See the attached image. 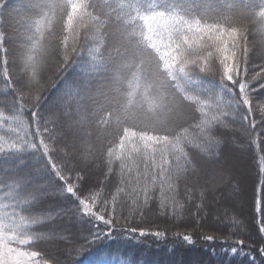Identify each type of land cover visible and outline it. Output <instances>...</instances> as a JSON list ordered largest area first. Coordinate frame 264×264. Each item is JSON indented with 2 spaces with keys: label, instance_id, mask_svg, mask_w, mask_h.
I'll return each instance as SVG.
<instances>
[{
  "label": "snow or ice",
  "instance_id": "6c2138e0",
  "mask_svg": "<svg viewBox=\"0 0 264 264\" xmlns=\"http://www.w3.org/2000/svg\"><path fill=\"white\" fill-rule=\"evenodd\" d=\"M23 10L6 31L22 9L0 0V264H62L35 250L45 241L72 245L73 264H264V103L262 119L252 115L264 65L249 74L245 27L258 25L264 52V0H27ZM59 115L70 139L49 127ZM237 117L251 173L226 135ZM94 128L116 136L99 162ZM154 207L191 216L203 244L176 232L180 243L153 250L143 238L166 232L139 224ZM218 207L222 238L203 232ZM83 222L91 228L76 240Z\"/></svg>",
  "mask_w": 264,
  "mask_h": 264
},
{
  "label": "trees",
  "instance_id": "16d2710c",
  "mask_svg": "<svg viewBox=\"0 0 264 264\" xmlns=\"http://www.w3.org/2000/svg\"><path fill=\"white\" fill-rule=\"evenodd\" d=\"M27 0H12V4L16 8L22 9V11L19 13V16H14L11 21L6 22V31H12L13 27H19L20 23V17L24 15L23 6L26 4ZM252 31H256L258 29V25H254L251 23ZM81 44L83 45V40L81 41ZM248 47L250 49L249 52V74L251 75L253 72L259 71V65H257V62L255 61V58L258 57L261 59V61L264 64V59H262V56H264V52L261 50V46L258 48H254V46L249 45ZM260 48V49H259ZM256 49V50H255ZM254 59H253V58ZM59 57H55L54 60H49L48 70L43 73L42 76V83H43V90L45 92H48L51 82L56 79L58 72L55 70V65L59 63ZM10 74L14 77L20 76V68L19 65L15 67L10 66ZM76 73L73 70H69L67 74V78L71 80V78ZM22 78V77H21ZM209 79H215V77H209ZM26 93L28 92L27 89L24 90ZM0 94H3V82L0 81ZM264 103V99H261L259 97H255L253 99V116L257 121L261 120L262 117L259 114L258 106L259 104ZM55 112L56 109H53ZM63 115H59V118L57 119L55 116H53V120L55 121L53 124L49 125L54 132H63L65 136H68L69 139L71 138L72 133L63 126L64 121ZM246 123V122H245ZM260 125L257 124V129H259ZM226 131V135L233 141V148L237 151H245L250 154L252 157L254 153V148L250 146V143L248 141V137L244 134L245 128L243 127L242 123L239 121V117H237V120L235 123H232L230 121V127ZM248 131H252V129H248ZM99 137V138H97ZM115 132L112 128H108L103 133H101L97 129H93L92 139L89 142L90 147L93 152L96 153L97 161L99 162L101 158V154L104 149H106L109 146V141L115 140ZM58 142H60L61 137H57ZM77 146L79 147V142H77ZM261 147H264V145H261ZM71 151V149H69ZM60 159H63V157H58ZM252 160V159H251ZM96 175H99V173H95ZM250 190H251V206L249 210V216L246 217L243 214L240 215V219L245 221L247 223L251 220L253 208H252V187L250 184ZM223 203V202H222ZM224 207H227V204L224 203ZM223 212V207H218V210L212 211L206 222L203 223V232L208 234H215L219 237H224L229 235L228 229L224 225L219 226V230L217 231V224L215 217L221 215ZM140 227L149 228L152 230H163L166 232V238L161 241H157L154 237L148 236L143 238L144 242L148 244L153 250L163 248L165 244H167L169 247L174 246L175 244L180 243V241L174 236V233L180 232L183 234H192L194 239L197 240L198 244H203V241L200 239L201 237V230L197 228V224L191 216H187L183 220H176L168 216H161L157 214V211L155 210V207L152 211L146 213V218L143 221V223L139 224ZM91 228V225L87 222L78 223L76 224L72 229L73 238L76 240H79L81 237L86 236L88 234V230ZM238 239H245V243H249L246 236L243 234H237L235 236H232V240H238ZM258 239V238H257ZM222 245L217 243L215 244L216 248H220ZM73 246L65 244L63 242L59 241H45L40 243L35 250L41 251L42 254L45 257H57L60 261H62V264H73L72 262V256L75 254L73 251ZM205 259H208L205 257Z\"/></svg>",
  "mask_w": 264,
  "mask_h": 264
},
{
  "label": "rangeland",
  "instance_id": "374dc122",
  "mask_svg": "<svg viewBox=\"0 0 264 264\" xmlns=\"http://www.w3.org/2000/svg\"><path fill=\"white\" fill-rule=\"evenodd\" d=\"M250 25H251V22H248V23L245 24V27H247L248 33H249L248 43H249V45L254 46V48H256V47L258 48L260 46V43H259L260 36L257 34L256 31H252V29L249 30L251 28ZM255 61L257 62V65H259V66L264 65L263 62L261 61V59L258 58V57L255 58ZM259 71H260V67H259ZM235 154L243 159V161L245 163V166L247 167V169L251 173V171L253 169V165H252V160H251L250 154L248 152H245V151H237V150H235ZM250 184H251V181H249V184H248V187L246 189V193H245L244 199L240 202V206L243 208V213L242 214L244 216H246V217L249 216V210H250V206H251V202H250V200H251Z\"/></svg>",
  "mask_w": 264,
  "mask_h": 264
}]
</instances>
